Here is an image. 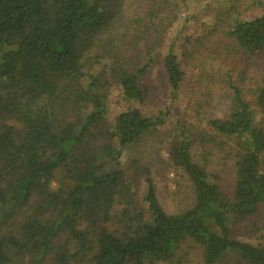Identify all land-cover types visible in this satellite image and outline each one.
<instances>
[{
    "label": "trees",
    "instance_id": "obj_1",
    "mask_svg": "<svg viewBox=\"0 0 264 264\" xmlns=\"http://www.w3.org/2000/svg\"><path fill=\"white\" fill-rule=\"evenodd\" d=\"M190 1L206 0H0V264H157L188 239L207 264H264V244L232 234L264 205V0H228L210 32L183 41L184 54L203 46L243 64L226 75L228 114L206 122L238 145L233 197L194 159L187 125L178 124L168 160L193 184L189 209L168 212L149 175L141 200L143 176L121 166L166 122L170 108H141L144 80ZM251 10L260 15L246 18ZM162 68L173 103L186 72L172 49ZM255 68L259 121L242 87ZM113 84L131 105L112 121Z\"/></svg>",
    "mask_w": 264,
    "mask_h": 264
},
{
    "label": "rangeland",
    "instance_id": "obj_2",
    "mask_svg": "<svg viewBox=\"0 0 264 264\" xmlns=\"http://www.w3.org/2000/svg\"><path fill=\"white\" fill-rule=\"evenodd\" d=\"M226 4L228 0L190 1L183 8L178 21L168 32L160 49V58L144 80L149 92L141 108L146 113L155 114L166 112L165 109L170 108L169 113L165 114L166 122L158 131L148 134L140 143L127 150L121 160V166L129 175L143 176L140 181V199L145 196V177L149 175L156 184L160 203L170 213L183 212L195 203V190L189 176L168 160V148L172 138L178 135V124L187 125L194 137L196 136L193 157L207 169L221 190L233 197L236 187L238 145L232 138L215 134L206 122L211 117L228 114L234 94L225 84L226 75L230 71L231 76H238L243 64L236 56L224 58L212 52V48L203 49V46L189 47L190 53H183L184 39L188 35L198 37L210 32L217 12ZM258 15H260L258 10L245 13L246 18ZM170 49L177 53L186 72L179 98L173 103L170 102L166 76L162 68L163 55ZM263 68L250 69L242 85L243 95L251 104L257 121L261 120L262 116L253 90L260 80ZM109 89L107 118L113 121L119 112L131 104L125 100L118 86L113 84ZM132 105L140 106L136 102ZM232 234L235 238L251 244H264V205H261L252 216L234 224ZM204 256L203 246L188 239L180 245L172 260L157 264H207ZM216 264H233V260L225 259Z\"/></svg>",
    "mask_w": 264,
    "mask_h": 264
}]
</instances>
